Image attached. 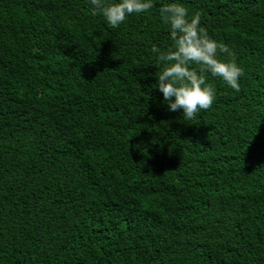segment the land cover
<instances>
[{
	"label": "trees",
	"instance_id": "trees-1",
	"mask_svg": "<svg viewBox=\"0 0 264 264\" xmlns=\"http://www.w3.org/2000/svg\"><path fill=\"white\" fill-rule=\"evenodd\" d=\"M170 2L244 71L193 120L153 87ZM153 3L0 0V264H264V0Z\"/></svg>",
	"mask_w": 264,
	"mask_h": 264
},
{
	"label": "clouds",
	"instance_id": "clouds-1",
	"mask_svg": "<svg viewBox=\"0 0 264 264\" xmlns=\"http://www.w3.org/2000/svg\"><path fill=\"white\" fill-rule=\"evenodd\" d=\"M91 14L103 16L111 27H118L132 14L146 13L153 0H90ZM162 22L168 26L171 44L160 48L153 44L157 83L170 111L183 110L184 120H193L201 110H208L215 99V89L207 83L206 74L220 78L227 86L240 91L243 69L235 61V53L212 39L200 26V13L191 20L188 10L178 2L164 3L159 8ZM226 54L224 59L220 56ZM231 58V59H228ZM192 65L196 67L193 68Z\"/></svg>",
	"mask_w": 264,
	"mask_h": 264
}]
</instances>
